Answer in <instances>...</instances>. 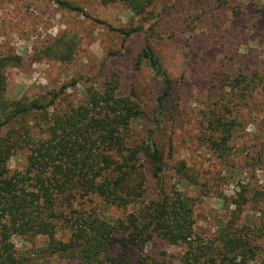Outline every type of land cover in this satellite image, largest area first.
<instances>
[{"label": "trees", "instance_id": "16d2710c", "mask_svg": "<svg viewBox=\"0 0 264 264\" xmlns=\"http://www.w3.org/2000/svg\"><path fill=\"white\" fill-rule=\"evenodd\" d=\"M55 2L82 10L69 1ZM100 2L124 3L136 17L148 21L157 0ZM155 26L147 30L151 35ZM142 30V23L120 29L126 36ZM150 38L133 60V68H146L158 87L148 103L124 93L120 73L113 71L100 86L89 85L82 99L62 110L57 108L62 90L11 99L6 69L19 65L22 58L0 53V264H45L51 258L79 264H173L165 251L155 255L146 251L157 242L183 248L175 264L256 260L264 264V213L254 224L240 223L241 216L234 211L218 235L208 239L197 232V198L176 185L167 186L168 163L160 140L167 116H177L178 93ZM79 43L77 35L65 33L43 52L71 62ZM254 82L237 78L231 85L235 90L243 83L249 90ZM226 86L222 84L223 89ZM225 108L226 114L208 120L207 142L220 157L231 154L238 125L233 110ZM144 118L153 125L136 137L134 126ZM18 154L25 155L26 165L13 170L10 161ZM175 168L181 180L198 183L197 171L184 161ZM90 196L121 214L112 217L95 207L82 209ZM233 202L241 207L239 199ZM63 230L69 231L67 238L59 236ZM14 237L43 243L20 253ZM111 246L119 252L108 253Z\"/></svg>", "mask_w": 264, "mask_h": 264}, {"label": "rangeland", "instance_id": "374dc122", "mask_svg": "<svg viewBox=\"0 0 264 264\" xmlns=\"http://www.w3.org/2000/svg\"><path fill=\"white\" fill-rule=\"evenodd\" d=\"M64 1L82 10L66 8L55 0H0V53L22 58L19 65L6 69L8 97L34 98L62 90L57 103L62 110L82 99L89 85L100 86L113 71L120 73L124 93L148 103L158 87L146 68H133V60L151 37L178 93L177 116H167L160 140L168 163L167 186L176 185L197 198V232L205 238L217 236L234 211L240 214V223H259L264 213V0H157L148 21L136 17L121 2ZM141 23L143 30L129 36L120 31ZM153 23L156 32L151 35L148 31ZM65 33L80 39L74 59L66 63L43 52ZM237 78L254 80V86L248 90L241 83L234 90L231 82ZM223 83L227 85L224 89ZM225 106L233 110L238 125L231 154L220 157L207 142L208 120L220 112L226 114ZM152 125L146 118L136 123V137ZM181 161L197 171V184L179 178L175 167ZM25 165V155H15L10 161L13 170ZM235 198L242 202L240 208ZM91 207L103 215L121 214L97 196L81 204L82 209ZM59 236L67 238L69 231ZM14 242L20 253L43 243L19 237ZM182 250L163 242L146 248L154 255L165 251L173 264ZM118 252L117 246H111L108 253ZM45 264L79 263L51 258Z\"/></svg>", "mask_w": 264, "mask_h": 264}]
</instances>
